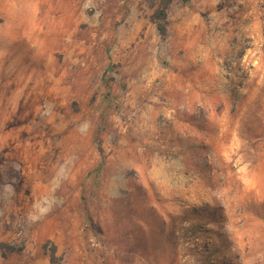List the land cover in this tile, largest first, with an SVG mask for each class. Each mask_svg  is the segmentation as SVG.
I'll return each instance as SVG.
<instances>
[{
    "label": "rangeland",
    "instance_id": "374dc122",
    "mask_svg": "<svg viewBox=\"0 0 264 264\" xmlns=\"http://www.w3.org/2000/svg\"><path fill=\"white\" fill-rule=\"evenodd\" d=\"M13 1L0 264H264V0Z\"/></svg>",
    "mask_w": 264,
    "mask_h": 264
},
{
    "label": "crops",
    "instance_id": "0c3cea01",
    "mask_svg": "<svg viewBox=\"0 0 264 264\" xmlns=\"http://www.w3.org/2000/svg\"><path fill=\"white\" fill-rule=\"evenodd\" d=\"M30 5L32 6V7H30V11L32 13V12H34L33 3H30ZM10 7H11V11L12 10L16 11V13H17L16 16L18 15V13L22 9L19 0H14L12 6H10ZM18 20L19 19L16 18L14 20V22L17 23ZM184 27H186V26H184ZM42 33H44V32L42 31ZM42 33L39 32L37 34L38 40H40L41 37L43 36ZM208 38L209 37H207V39ZM203 65H204V62H202L201 66H203ZM194 82H195L194 80L193 81H190L189 87L188 88H185V90H190L188 96H186L187 97L186 104L187 105H190V106H192L193 104H195V103L198 102L197 99H196V96L199 94L198 91L199 90L202 91V89H203V88H196L195 85L197 86L198 84L197 83H194ZM184 125L185 126H184L183 131L180 130L178 132V135L180 136L179 138H182V139H185L186 140V142H184V146L187 145L188 147L191 148L194 144L197 143V140H201V139L203 140V137L205 135L204 133L206 132V131H203L205 129V126L204 125H203V127H201V130L199 131L198 128H197L198 126H196V121L193 118H187V117L185 119ZM196 145H202V144L199 143V144H196ZM197 150H200V149L197 148Z\"/></svg>",
    "mask_w": 264,
    "mask_h": 264
},
{
    "label": "trees",
    "instance_id": "16d2710c",
    "mask_svg": "<svg viewBox=\"0 0 264 264\" xmlns=\"http://www.w3.org/2000/svg\"><path fill=\"white\" fill-rule=\"evenodd\" d=\"M170 0H164L162 2L161 7L157 8L154 13L152 14V18L153 20L156 22L157 24V28L160 31V34L163 36L166 34V26H165V18H166V8L169 4ZM108 83H106V87H107V92L105 93V95L109 94V87H108ZM97 137V135H96ZM99 149L101 150L100 146L98 145Z\"/></svg>",
    "mask_w": 264,
    "mask_h": 264
}]
</instances>
